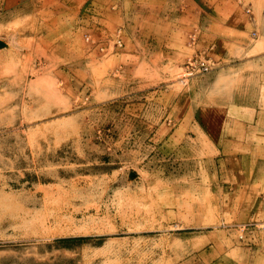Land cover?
Segmentation results:
<instances>
[{
  "label": "rangeland",
  "instance_id": "obj_1",
  "mask_svg": "<svg viewBox=\"0 0 264 264\" xmlns=\"http://www.w3.org/2000/svg\"><path fill=\"white\" fill-rule=\"evenodd\" d=\"M158 1L0 0V264H264V151L230 189L229 154L254 169L256 153L219 114L191 126L188 94L219 109L224 93L181 81L194 55L259 43L264 0L142 19Z\"/></svg>",
  "mask_w": 264,
  "mask_h": 264
},
{
  "label": "crops",
  "instance_id": "obj_2",
  "mask_svg": "<svg viewBox=\"0 0 264 264\" xmlns=\"http://www.w3.org/2000/svg\"><path fill=\"white\" fill-rule=\"evenodd\" d=\"M166 3V0L153 3L154 7L150 9L151 11H144L150 12L149 15H142V19L156 22V20L167 17V15L165 16L167 12L161 11L165 8L160 6ZM251 8L252 11L249 15L247 14V19L244 18V21L240 24L239 32H244L248 27L254 29V27L257 28L258 26L256 22L258 20L256 8L253 5ZM260 15V32H262L263 39L259 43L248 42L242 36L230 42L233 46V53H241L240 60L231 59L229 52H223L224 55H227L228 59L220 55L217 61L211 55L205 54L213 59L216 68L214 72L212 71V73L209 72L208 74L211 81L209 88H218L224 93L220 108L218 109L207 103L200 106V108L195 106V109H191L193 92L188 94L191 120L193 122V124H190L191 126L209 123L208 121H204V119L203 121L202 119H195L197 118V114H219L220 125L238 124L241 135L237 139L234 137L228 138V141L232 144H237L239 147L244 146L245 151L249 150L256 153V156L253 157L254 169L245 168V163L251 162L248 155L229 154V160L231 161L228 167L230 189H234L233 186H242L240 185L242 183L247 184V181L244 180L245 177H252L253 175L258 177L262 175V169L259 171L257 167L260 164L258 160L259 155L264 151V8L261 9ZM255 34L256 32L253 30L252 36L255 37ZM258 49L261 51H258ZM225 60L228 61L226 62ZM224 98L226 99L224 100ZM236 162H238V165ZM246 190L248 189L246 188Z\"/></svg>",
  "mask_w": 264,
  "mask_h": 264
},
{
  "label": "built area",
  "instance_id": "obj_3",
  "mask_svg": "<svg viewBox=\"0 0 264 264\" xmlns=\"http://www.w3.org/2000/svg\"><path fill=\"white\" fill-rule=\"evenodd\" d=\"M246 11L250 13L251 8L248 7ZM117 43L120 45L119 39L117 40ZM213 65L214 64L211 58L205 55L204 53L194 55L184 63L183 68L185 73L181 76V81L184 83L186 81V78L209 73L213 70Z\"/></svg>",
  "mask_w": 264,
  "mask_h": 264
}]
</instances>
